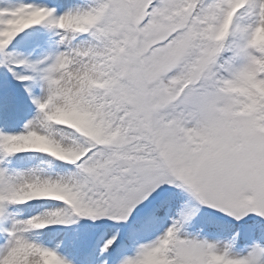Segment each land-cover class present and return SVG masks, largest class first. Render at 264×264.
<instances>
[{
    "label": "snow or ice",
    "instance_id": "snow-or-ice-1",
    "mask_svg": "<svg viewBox=\"0 0 264 264\" xmlns=\"http://www.w3.org/2000/svg\"><path fill=\"white\" fill-rule=\"evenodd\" d=\"M81 220L103 264H264V0H0V264Z\"/></svg>",
    "mask_w": 264,
    "mask_h": 264
},
{
    "label": "rangeland",
    "instance_id": "rangeland-1",
    "mask_svg": "<svg viewBox=\"0 0 264 264\" xmlns=\"http://www.w3.org/2000/svg\"><path fill=\"white\" fill-rule=\"evenodd\" d=\"M178 201L182 203L183 197L180 196ZM178 210V205H172L173 213ZM79 222L68 227L52 226L51 231L54 234H58L56 236L57 240L64 239L66 244L71 241L69 246L61 249V251L74 258L76 264H103L105 258L99 256L98 253L104 236L111 230L110 222L107 220H101L96 223L83 220V224ZM108 264H114L112 257L108 258Z\"/></svg>",
    "mask_w": 264,
    "mask_h": 264
},
{
    "label": "trees",
    "instance_id": "trees-1",
    "mask_svg": "<svg viewBox=\"0 0 264 264\" xmlns=\"http://www.w3.org/2000/svg\"><path fill=\"white\" fill-rule=\"evenodd\" d=\"M180 196H181V195H180L179 193H175V194H174L173 205H176V206L178 205V208H179L180 205H181V203L178 201V200L180 199ZM82 221H83V220H81L79 223H80V224H83ZM84 223H85V222H84Z\"/></svg>",
    "mask_w": 264,
    "mask_h": 264
}]
</instances>
